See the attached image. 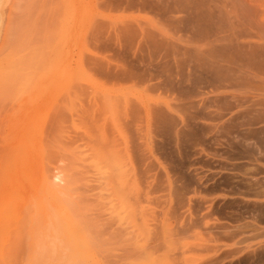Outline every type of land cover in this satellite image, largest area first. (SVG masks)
Wrapping results in <instances>:
<instances>
[{
    "label": "bare ground",
    "instance_id": "1",
    "mask_svg": "<svg viewBox=\"0 0 264 264\" xmlns=\"http://www.w3.org/2000/svg\"><path fill=\"white\" fill-rule=\"evenodd\" d=\"M107 2L151 17L92 22L88 42L96 52L83 53L80 63L100 81L90 87L91 99L78 105L69 96L72 111L68 106L48 118L50 130L59 123L82 127L84 148L64 154L62 174L44 176L40 195L24 200L23 213L10 205L7 220L20 225L0 239V257L234 264L264 256V242L243 244L264 235V0ZM68 139L73 146L78 138ZM91 200L107 215L104 235V227H113L108 239L120 251L110 257L106 241L107 257L67 259L88 251L74 231L87 214H73L80 225L70 218L72 208L85 210L81 203ZM42 224L53 231L42 234Z\"/></svg>",
    "mask_w": 264,
    "mask_h": 264
},
{
    "label": "rangeland",
    "instance_id": "2",
    "mask_svg": "<svg viewBox=\"0 0 264 264\" xmlns=\"http://www.w3.org/2000/svg\"><path fill=\"white\" fill-rule=\"evenodd\" d=\"M106 4H108L106 0H0V239L5 238L7 234L14 235L20 225L19 223L11 224L8 222L7 212L9 208L13 206L14 209L18 208L17 210L22 212L24 200L31 194L40 195L39 189L44 176L53 172V174H62L61 166L66 161L64 154L67 155V152L75 154L78 149V153H76L78 155L84 148V129L82 127L76 126L74 129L71 126L69 128V123L67 127H65V124L59 123L54 128L56 131L54 129L50 130L49 123H51V120L49 119L53 121L55 113L68 109V99L70 97H74L78 105L82 103L81 98L83 101L92 98V88L96 86L94 84L99 82L100 79L90 71L87 65L80 63V57L83 53L96 52L93 45H91V31L89 33V28L91 29L94 20L95 23H111L113 19H121L131 14L116 7V9H113L114 5ZM111 7L113 8L111 9ZM132 14L134 15L131 17L135 20L138 19V21L148 20L151 17L146 12H134ZM48 30H52V32ZM46 35L49 36L48 39ZM98 54L103 55V57H106V55L108 57V54L110 56L109 51H101ZM80 91H85L86 94L81 96ZM63 108L66 109L62 110ZM68 110L70 112L71 107ZM73 117L75 116L73 115ZM74 135L78 139L72 146L68 138H73ZM70 148L76 151L74 152ZM49 165L50 167H48ZM46 167H48L47 170ZM48 169H50L49 172ZM57 171H60V174ZM81 205V207L90 208L92 211L89 210V212L87 209L78 210L77 207L72 208L74 213L71 214V221L78 223L77 218L74 220V216H80L85 211L86 216L89 217V213L91 215L96 211L98 215L96 214L94 221L92 219L95 214L89 217V219L92 218L89 225L90 223H93L91 224L93 226L102 225L101 227L99 225L96 226L97 228L94 227V230L85 228L86 225L84 224L88 225L86 223L87 217L85 219L82 216L78 217L79 223L80 218H82L80 223L82 226H79V229L82 230H79L77 226L73 230L81 240L89 243V247L86 249L88 251L84 257L66 258L94 262L109 256V253H107L109 250L108 243L113 248L115 240L108 239L111 233L108 229L113 227H104L107 235L109 233L108 237L106 234L104 235L102 226L108 221L107 215L103 214L104 216H102V209L95 206L94 203L92 204L94 207L87 203H81ZM70 208L68 206L65 212H69ZM99 212L102 217H99ZM83 220L85 221L84 224ZM96 220L99 223H94ZM60 222H57L60 225L56 223L57 226H63L66 229L65 222ZM79 223L78 225H80ZM56 224H53L54 228ZM42 225L47 227H40L42 234L53 231L51 225ZM259 226H264V224H259ZM87 230H96L97 232H94L96 233L94 236L93 233L91 234ZM98 231L101 235L97 236ZM105 238L107 240L104 241ZM106 241L108 245H105ZM257 242L263 243L264 235H259L256 239L246 241L243 244H257ZM101 245L102 249L103 246L107 249H105V252L103 250L104 254L100 250ZM114 245L116 248L117 244L114 243ZM95 246L100 248L95 250ZM111 247L108 252H112L110 257H113V252L118 248L112 250ZM119 251L117 250L114 253L118 254ZM97 252L102 254L98 256ZM10 258L0 257V264H13V262L15 264H26L27 258L29 264H36L37 262L33 260V257H25L26 261H23V257H18L20 260H16V257H13L12 260ZM47 258L50 259L51 257ZM37 260V264H40L47 259L46 257H37ZM40 260L42 261L40 262ZM240 263L264 264V256L255 261L241 260L234 264Z\"/></svg>",
    "mask_w": 264,
    "mask_h": 264
}]
</instances>
